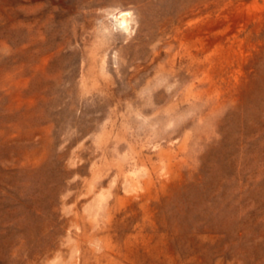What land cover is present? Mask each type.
Returning a JSON list of instances; mask_svg holds the SVG:
<instances>
[{
	"label": "rangeland",
	"instance_id": "1",
	"mask_svg": "<svg viewBox=\"0 0 264 264\" xmlns=\"http://www.w3.org/2000/svg\"><path fill=\"white\" fill-rule=\"evenodd\" d=\"M0 264H264V0H0Z\"/></svg>",
	"mask_w": 264,
	"mask_h": 264
},
{
	"label": "bare ground",
	"instance_id": "2",
	"mask_svg": "<svg viewBox=\"0 0 264 264\" xmlns=\"http://www.w3.org/2000/svg\"><path fill=\"white\" fill-rule=\"evenodd\" d=\"M116 23H117V27L119 26V28L122 27V28L126 29V28H128V25H129V19L124 15H120L117 18V22H115V24Z\"/></svg>",
	"mask_w": 264,
	"mask_h": 264
}]
</instances>
